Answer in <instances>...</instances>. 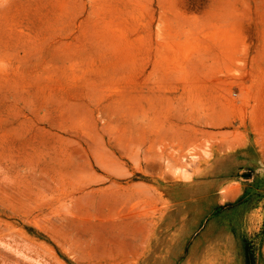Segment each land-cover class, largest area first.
Wrapping results in <instances>:
<instances>
[{
	"label": "rangeland",
	"instance_id": "374dc122",
	"mask_svg": "<svg viewBox=\"0 0 264 264\" xmlns=\"http://www.w3.org/2000/svg\"><path fill=\"white\" fill-rule=\"evenodd\" d=\"M247 247L264 264V0H0V264Z\"/></svg>",
	"mask_w": 264,
	"mask_h": 264
},
{
	"label": "trees",
	"instance_id": "16d2710c",
	"mask_svg": "<svg viewBox=\"0 0 264 264\" xmlns=\"http://www.w3.org/2000/svg\"><path fill=\"white\" fill-rule=\"evenodd\" d=\"M249 247H247V263L248 264H253V253L250 252V250L248 249Z\"/></svg>",
	"mask_w": 264,
	"mask_h": 264
},
{
	"label": "water",
	"instance_id": "95a60500",
	"mask_svg": "<svg viewBox=\"0 0 264 264\" xmlns=\"http://www.w3.org/2000/svg\"><path fill=\"white\" fill-rule=\"evenodd\" d=\"M244 177L250 178V174H245Z\"/></svg>",
	"mask_w": 264,
	"mask_h": 264
}]
</instances>
